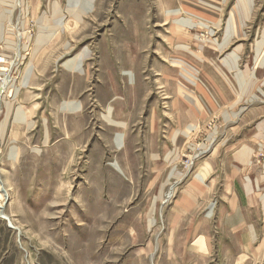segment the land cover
<instances>
[{
    "label": "rangeland",
    "instance_id": "374dc122",
    "mask_svg": "<svg viewBox=\"0 0 264 264\" xmlns=\"http://www.w3.org/2000/svg\"><path fill=\"white\" fill-rule=\"evenodd\" d=\"M90 1L0 0V264H264L213 211L264 175V0Z\"/></svg>",
    "mask_w": 264,
    "mask_h": 264
},
{
    "label": "crops",
    "instance_id": "0c3cea01",
    "mask_svg": "<svg viewBox=\"0 0 264 264\" xmlns=\"http://www.w3.org/2000/svg\"><path fill=\"white\" fill-rule=\"evenodd\" d=\"M88 2L91 3L90 0ZM238 151L239 149L236 151L237 154H235L237 157L234 156L236 159L230 160V164L235 168L246 164L248 159L247 153L246 155L242 153L238 157ZM207 164L208 161H205L197 168V172L203 176H201L202 178L197 176V179L196 177L194 178L196 180L190 179L186 183L179 199L174 203L173 215L181 217L187 214L194 209L196 204H200V199L213 187L219 176L216 180L210 179L211 175L215 174L216 169L213 167L210 172L206 171ZM251 171L252 175L246 177L245 181L234 179L232 182H220L221 185H218L217 190L222 193L226 201L219 202V205L213 211L216 212V221L218 220V224H216L218 232L225 234L226 238L219 236L217 242L220 247L224 245V247H232L233 251L239 249L243 254L264 257V175L261 173V176L255 179V169L253 168ZM208 177L211 184L204 185V183L202 185V179L204 178L205 180ZM197 181H200L201 184L196 183ZM198 231L201 230L198 228ZM227 238H229V242L226 241L228 240ZM192 249L193 252L198 254L201 250V245H195ZM237 250L232 252V256H237L241 253H238ZM248 261L246 259L243 262Z\"/></svg>",
    "mask_w": 264,
    "mask_h": 264
},
{
    "label": "built area",
    "instance_id": "2783aa9c",
    "mask_svg": "<svg viewBox=\"0 0 264 264\" xmlns=\"http://www.w3.org/2000/svg\"><path fill=\"white\" fill-rule=\"evenodd\" d=\"M3 16H4L3 14H0V17H3ZM22 20H23L22 16L17 15V17L15 19V24L16 25L21 24ZM8 22H9V26H10L12 23V20L10 19V20H8ZM8 64H11V62L9 61V58L6 55H0V74L3 77V79H1V81H0L1 82L0 85H4V86L7 85L6 83H7L8 79L6 78V75H5L6 74L5 68H7Z\"/></svg>",
    "mask_w": 264,
    "mask_h": 264
},
{
    "label": "bare ground",
    "instance_id": "6f19581e",
    "mask_svg": "<svg viewBox=\"0 0 264 264\" xmlns=\"http://www.w3.org/2000/svg\"><path fill=\"white\" fill-rule=\"evenodd\" d=\"M3 206H0V217L1 218H6L5 216H4V213H3Z\"/></svg>",
    "mask_w": 264,
    "mask_h": 264
}]
</instances>
